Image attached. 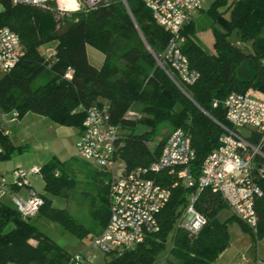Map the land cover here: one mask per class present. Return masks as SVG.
<instances>
[{
  "label": "trees",
  "instance_id": "obj_1",
  "mask_svg": "<svg viewBox=\"0 0 264 264\" xmlns=\"http://www.w3.org/2000/svg\"><path fill=\"white\" fill-rule=\"evenodd\" d=\"M0 1L4 6L0 25L16 31L25 48L21 61L0 75V110L16 109L21 117L31 111L60 125L82 129L85 108L108 103L112 121L131 129L123 134L120 146V155L129 168L148 165L161 154L165 141L156 140V131L166 121L173 130L183 128L191 135L197 151L191 171L198 178L205 158L218 147L223 132L207 112L227 123L224 106L214 107L213 101H222L232 91L264 97V0L211 3L207 13L214 23V51L196 39L194 18L184 27L183 50L191 66L201 72L200 79L187 86L189 95L158 64L155 53L164 49L170 34L141 0H105L89 10L68 11L69 16L55 1L47 6ZM243 43L250 44L252 50ZM47 46L55 47L54 57L48 58ZM88 46L104 54L101 67L91 63ZM70 66L74 68L72 79L65 77ZM137 104H141L142 115L127 116ZM139 124H145L147 130L136 133ZM0 148L2 160L26 150L25 145L15 144L3 133L1 121ZM64 164L53 157L42 165L44 203L35 216L25 218L15 204L0 198V264H72L67 250L38 228L36 219L40 216L64 224L79 237L90 232L94 235L108 223L110 187L106 181L100 203L91 209L92 227L54 204L55 197L63 195L74 182L65 175ZM173 178L166 172L157 175L168 186ZM260 183L264 189V179ZM190 191L181 183L173 188L171 200L160 214V231L108 264H154L171 232L168 264H212L230 244L232 221L254 233L220 194L205 190L197 208L208 217V223L191 236L177 225ZM226 208L231 216L217 217L218 211ZM256 210L259 229L253 235L261 238L264 196L257 200Z\"/></svg>",
  "mask_w": 264,
  "mask_h": 264
},
{
  "label": "built area",
  "instance_id": "obj_2",
  "mask_svg": "<svg viewBox=\"0 0 264 264\" xmlns=\"http://www.w3.org/2000/svg\"><path fill=\"white\" fill-rule=\"evenodd\" d=\"M57 2L62 12L89 10L105 0H75L76 8H68L63 0H12L14 4L47 6ZM150 9L155 21L169 32L164 49L155 53L158 64L179 88L189 95L187 86L201 77L199 69L192 67L183 50L184 27L201 10L206 0H141ZM48 58L55 56V47L47 46ZM25 48L20 35L8 25H0V73L11 71L24 57ZM74 68L67 69L65 77L72 79ZM222 104L227 123L209 112L207 114L223 129L220 144L204 160L201 173L196 178L191 167L197 151L191 135L183 128L174 129L165 141L161 154L148 165L129 168L120 155L122 126L112 121L110 105L94 104L86 110L77 154L91 160L108 175L110 187V217L106 226L92 236L93 242L105 252L117 249L119 255L143 243L160 231V214L171 200L173 188L180 183L191 189L187 203L179 218L178 227L197 235L207 225L208 217L197 208L203 191L220 194L232 212L257 234L259 216L257 200L264 196L260 183L264 179V97L251 92L232 91L222 101L215 99L213 106ZM134 112V111H133ZM132 111L129 117H135ZM18 110H0L1 129L5 135L12 133L11 124L21 119ZM1 150V148H0ZM166 172L173 176L171 186L163 184L157 175ZM58 175V173H56ZM43 178L42 166L17 167L13 180H1L0 197L13 194V202L25 217L35 216L44 203L42 195L32 184V178ZM28 189L22 196L10 188ZM195 188V189H194ZM72 264H96L77 254ZM240 264H246L242 256Z\"/></svg>",
  "mask_w": 264,
  "mask_h": 264
},
{
  "label": "rangeland",
  "instance_id": "obj_3",
  "mask_svg": "<svg viewBox=\"0 0 264 264\" xmlns=\"http://www.w3.org/2000/svg\"><path fill=\"white\" fill-rule=\"evenodd\" d=\"M63 1L68 8H76L77 6L75 0ZM79 1L83 2L82 0ZM212 2L213 1L211 0H206L203 5L204 9L194 12V35L202 45L207 49L214 51V23L211 16L207 13V9ZM1 6L2 3L0 1V8ZM67 12L65 14L69 16L70 13ZM243 46L248 51L252 50L250 44L243 43ZM91 59L92 61H95L94 58ZM1 74L2 73H0V75ZM133 111L136 112L134 114L135 117L141 116V104H137ZM49 124L52 125L49 126ZM58 126L60 125L54 123L48 117H42V115L31 111L27 112L19 122L11 124L13 131L11 135L12 141L17 145H25L26 150L21 153H15L10 159H0V179L5 177L10 182L13 180V170L15 168H27L33 163L43 164L48 162L55 155H58L57 157H60L62 161L65 162L63 166L65 175L68 178H72L74 182L72 186L65 188L63 195L55 197L54 204L65 209L69 214L73 215L78 222L83 223L88 227H92L94 226V219L91 215V209L100 203L101 196L106 188L105 181L108 180V175L105 170L97 167L93 161L83 159L77 154L76 141L78 139V134L76 133L75 128L70 130V133L65 134L57 129L59 128ZM146 130L147 126L145 124H139L135 132L142 133ZM172 131L173 127H171L166 121L161 122L156 131V140L166 141ZM121 132L123 134L129 133L131 132V129L129 127H122ZM32 184L37 191L45 190L44 179H40L39 183L35 184L32 181ZM4 200L9 204L14 205V202L10 197L6 196ZM227 216H231V213L227 208L221 209L217 213V217L222 219ZM36 225L41 231L62 245L71 256L81 254L86 259H91L96 264H108L115 256H119L117 249L105 252L97 246L92 240L93 232H90L84 237H79L68 230L64 224L54 221L46 216L38 217L36 219ZM230 232L231 238L236 236L239 232L245 234L249 239L255 234L248 231L238 221L231 222ZM173 234V232L170 233L166 248L158 258V264H164V262H167L166 257H168V254H171L170 250L173 246ZM256 240L254 244L257 243ZM261 240L264 241V237L259 239V241ZM254 249L256 250L255 246L252 248L251 253L255 251Z\"/></svg>",
  "mask_w": 264,
  "mask_h": 264
},
{
  "label": "crops",
  "instance_id": "obj_4",
  "mask_svg": "<svg viewBox=\"0 0 264 264\" xmlns=\"http://www.w3.org/2000/svg\"><path fill=\"white\" fill-rule=\"evenodd\" d=\"M211 1H214V0H211ZM3 9H4V6L2 4L0 11ZM87 50H88V56H89L91 63H93L97 67H101L103 64V61H104V54L92 46H88ZM91 58H94L95 61H92ZM96 62H97V64H96ZM42 117H47V116L42 115ZM54 123H56V122H54ZM51 125L52 124H49V126H51ZM58 127L59 128H57V129L61 130L65 134L70 133V130L75 128L76 133L78 134V139H79V135L81 132L80 128L75 127V126H65V125H60ZM12 133H13V131H12ZM12 133L10 134V136L12 135ZM78 139H77V141H78ZM59 140H61V139H59ZM77 141H76V144H77ZM57 156L58 155H55L54 157H57ZM57 158L62 160L60 157H57ZM43 164L33 163L29 167H31L33 165L42 166ZM40 179H43V178L34 177V178H32V181L35 184V183H39ZM1 180L2 179H0V181ZM10 188L13 189L15 191V193L18 195H22V196L28 195V189L26 187L17 188L13 185H10ZM44 191H38V192L41 194ZM6 196L10 197V199L13 201V194L11 192H7L5 195L1 196L0 198L4 200V198ZM229 229H230V227H229ZM230 234H231V232H230ZM259 239L260 238H257L255 235H253V237L251 239H249L245 236V234H243L242 232H239L238 234H236V236L231 238L229 246L219 255V257L212 264H240V262L242 261V256H246V264H264V241H262V240L259 241ZM255 240L257 242L256 244H254ZM254 246L256 247V250L254 249L255 251H253V253H251L252 248ZM167 256L169 257L170 254H168ZM168 257H166V259ZM158 263H159V261L157 260L154 264H158ZM164 264H168V263L164 262Z\"/></svg>",
  "mask_w": 264,
  "mask_h": 264
}]
</instances>
